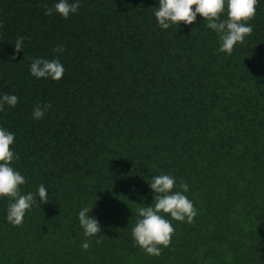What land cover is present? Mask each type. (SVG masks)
Returning <instances> with one entry per match:
<instances>
[{"label":"trees","instance_id":"16d2710c","mask_svg":"<svg viewBox=\"0 0 264 264\" xmlns=\"http://www.w3.org/2000/svg\"><path fill=\"white\" fill-rule=\"evenodd\" d=\"M58 2L0 0V94L18 96L0 127L15 134L10 166L36 200L17 227L0 198V264H264V0L231 55L199 14L161 29L159 0H79L67 19L45 15ZM37 57L58 58L63 78L32 76ZM161 174L173 192L188 184L198 214L189 224L161 213L175 233L155 257L131 232ZM83 207L102 229L91 238Z\"/></svg>","mask_w":264,"mask_h":264},{"label":"clouds","instance_id":"9594fccd","mask_svg":"<svg viewBox=\"0 0 264 264\" xmlns=\"http://www.w3.org/2000/svg\"><path fill=\"white\" fill-rule=\"evenodd\" d=\"M259 0H159L158 10L155 11V18L161 29H168L171 25H192L199 14L205 20L206 27L215 31L219 36L220 47L218 52L231 55L234 47L245 44L246 36L253 33V27L248 21L256 16V8ZM45 8V15L51 16L53 12L58 13L64 19L70 14L77 13L80 8L79 0H59L54 7ZM226 13V19H222ZM3 27L0 22V28ZM25 37L20 35L15 40V49L12 59L24 50ZM66 49L61 45L53 48V52L62 53ZM65 68L58 58L44 59L32 58L30 73L36 78H51L58 81L63 78ZM18 104V96L14 94H0V112L4 106L15 107ZM52 108L51 103L37 105L33 110L34 119H42L46 112ZM15 140V134L0 127V198H7L10 203L7 208V220L13 226L22 227L26 212L36 202L33 193L22 194L21 186L27 183L25 177L10 165L14 160H19L10 147ZM150 188L154 191V205L139 208L137 220L132 228L131 235L135 243L149 256L159 257L162 250L171 245L175 228L170 220L163 214L170 215L173 220L179 222L194 223L198 210L193 202L184 193L189 191L186 182L181 181L178 185L181 191L173 192L177 186L175 177L168 174L157 175L149 182ZM39 202L48 203V192L44 185L38 188ZM92 207H83L78 214L79 223L84 229V236L91 238L102 232L96 218L90 217ZM97 240L96 243H100ZM90 247V240L82 242L83 250Z\"/></svg>","mask_w":264,"mask_h":264}]
</instances>
